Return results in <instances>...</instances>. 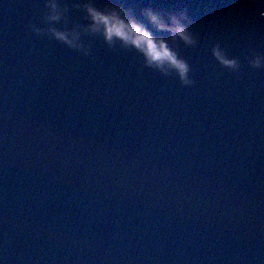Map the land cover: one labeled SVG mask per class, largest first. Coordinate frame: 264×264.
Masks as SVG:
<instances>
[{
	"label": "water",
	"instance_id": "95a60500",
	"mask_svg": "<svg viewBox=\"0 0 264 264\" xmlns=\"http://www.w3.org/2000/svg\"><path fill=\"white\" fill-rule=\"evenodd\" d=\"M85 2L0 0V264H264V0H91L184 12L190 85Z\"/></svg>",
	"mask_w": 264,
	"mask_h": 264
},
{
	"label": "clouds",
	"instance_id": "9594fccd",
	"mask_svg": "<svg viewBox=\"0 0 264 264\" xmlns=\"http://www.w3.org/2000/svg\"><path fill=\"white\" fill-rule=\"evenodd\" d=\"M88 20V31L98 35L106 43H117L124 49L137 53L146 67L168 70L175 73L182 85H190L188 79L189 67L187 63L177 56L175 50L169 45L168 40L155 33L166 32L172 41H180L185 45L194 43L193 36L186 27L187 17L184 12H178L167 17V22L151 8H144L141 15L147 25L138 20L132 13L119 5L95 6L91 0H86L80 5ZM52 20L57 19L56 4L50 3ZM150 25L151 27H148ZM52 37L65 44H72L69 34L55 29H49ZM212 55L215 60L229 70L238 67L235 58H228L223 49L214 45ZM248 63L253 68L264 66V58L252 53Z\"/></svg>",
	"mask_w": 264,
	"mask_h": 264
}]
</instances>
